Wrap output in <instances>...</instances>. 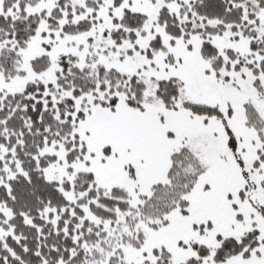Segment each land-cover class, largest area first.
I'll return each mask as SVG.
<instances>
[{"label": "snow or ice", "instance_id": "obj_1", "mask_svg": "<svg viewBox=\"0 0 264 264\" xmlns=\"http://www.w3.org/2000/svg\"><path fill=\"white\" fill-rule=\"evenodd\" d=\"M0 264H264V0H0Z\"/></svg>", "mask_w": 264, "mask_h": 264}]
</instances>
